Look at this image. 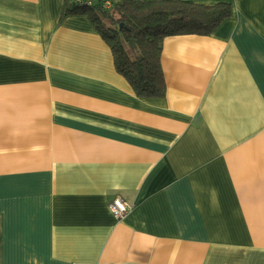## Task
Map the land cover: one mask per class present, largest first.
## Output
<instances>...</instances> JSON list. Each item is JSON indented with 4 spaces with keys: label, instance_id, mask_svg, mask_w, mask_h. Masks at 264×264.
Instances as JSON below:
<instances>
[{
    "label": "crops",
    "instance_id": "obj_1",
    "mask_svg": "<svg viewBox=\"0 0 264 264\" xmlns=\"http://www.w3.org/2000/svg\"><path fill=\"white\" fill-rule=\"evenodd\" d=\"M63 1L0 0V264H264V0H180L155 99Z\"/></svg>",
    "mask_w": 264,
    "mask_h": 264
},
{
    "label": "trees",
    "instance_id": "obj_2",
    "mask_svg": "<svg viewBox=\"0 0 264 264\" xmlns=\"http://www.w3.org/2000/svg\"><path fill=\"white\" fill-rule=\"evenodd\" d=\"M105 1L110 8L103 6ZM230 10L227 3L203 5L180 0H64L62 16L86 14L108 45L115 70L135 95L155 99L165 94L160 65L164 39L209 35L230 17Z\"/></svg>",
    "mask_w": 264,
    "mask_h": 264
},
{
    "label": "built area",
    "instance_id": "obj_3",
    "mask_svg": "<svg viewBox=\"0 0 264 264\" xmlns=\"http://www.w3.org/2000/svg\"><path fill=\"white\" fill-rule=\"evenodd\" d=\"M78 1V0H76ZM89 4V3H87ZM105 8H110L111 4L108 1L103 3ZM110 213L118 220L124 219L130 212L131 208L127 206L121 199L115 198L108 205Z\"/></svg>",
    "mask_w": 264,
    "mask_h": 264
}]
</instances>
